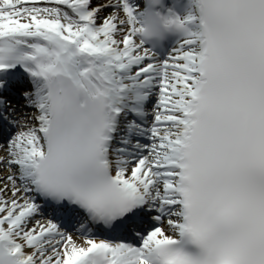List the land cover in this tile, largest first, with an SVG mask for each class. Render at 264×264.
I'll return each mask as SVG.
<instances>
[{
	"label": "snow or ice",
	"instance_id": "6c2138e0",
	"mask_svg": "<svg viewBox=\"0 0 264 264\" xmlns=\"http://www.w3.org/2000/svg\"><path fill=\"white\" fill-rule=\"evenodd\" d=\"M0 264H264V0H0Z\"/></svg>",
	"mask_w": 264,
	"mask_h": 264
}]
</instances>
